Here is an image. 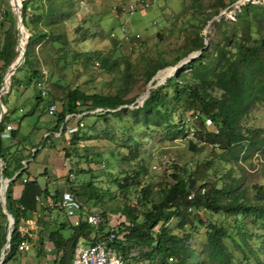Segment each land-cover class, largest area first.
Listing matches in <instances>:
<instances>
[{"label": "trees", "instance_id": "1", "mask_svg": "<svg viewBox=\"0 0 264 264\" xmlns=\"http://www.w3.org/2000/svg\"><path fill=\"white\" fill-rule=\"evenodd\" d=\"M234 1L236 0H229L228 3ZM19 2H21L23 24L30 33L22 65L30 70V75L24 84L28 87L33 79H40L42 76L32 60L34 47H40L43 44H50L53 47L54 44H59L58 50L61 51L65 50L70 43L67 34L60 31L59 26L72 16L71 0H19ZM228 3L224 0H216L210 5L209 12H206L207 8H204L201 14L205 16V23L218 15L220 9L226 8ZM9 13L10 9L4 11L6 16ZM212 24L217 33V40H210L206 47H204L205 35L201 33L200 28L197 34L189 39L184 53L177 56L173 63L163 56L144 61L142 75L147 84L158 71L175 65L191 52L201 49L197 57L182 64L171 77L166 79L164 84L151 89L141 105L134 108L127 107L134 102L136 97H125V91L128 90L127 87L131 81V75L125 71L122 75V85L114 94L87 93L79 87L68 88L60 99V107L54 114L55 124L51 130L57 131L67 114L84 113L81 119L88 116L97 117L91 125L85 126L83 123V126L78 128L71 139V144H76L79 132L87 133L95 130L98 119L107 121L109 117H129L133 124L141 129L134 134L131 132L134 127H118L121 133L120 140L123 141L122 146L127 148L123 156L127 162L136 158V152L141 146L139 138H144V134L163 132L164 135L174 139L188 136L191 127L194 128V135L200 142L212 144L224 150L221 153L222 159L229 156L237 161L246 156L244 154L247 147L264 155V133L256 135L254 129L244 125L251 110L258 104H264V4L248 1L235 11L234 19L221 16ZM0 26H2V21ZM14 28L15 20L11 18L0 38V70L2 71L0 84L8 66L10 63L12 65L19 55L15 50L18 40ZM158 35L160 36L159 33ZM51 47L46 46L45 48L51 51ZM78 57L89 60L91 56L88 53H74L71 59ZM97 58L106 70L112 71L116 66V61L110 62L107 57ZM22 66L18 67L13 74L7 94L17 82L15 74L23 68ZM169 70L160 72L156 81H162ZM154 81L148 88L152 87V84L156 82ZM52 84L59 85L58 79ZM34 97L38 101L43 100L40 94H34ZM55 100L54 97H50L46 99V102L50 103ZM1 102L6 107L4 97H1ZM122 105L126 107L117 109ZM98 108L101 110L91 112ZM9 113L6 109L0 122V158L4 163V178H11L16 170L18 173L9 182L5 191L6 207L14 217L15 224L10 245L5 250L6 254L1 264H7L19 251L16 225L20 217L27 216L29 209L32 208L35 202L34 195L42 193L43 197H46L48 193L47 189L39 190L35 180H32L24 184L19 199L12 197V186L21 177L25 168H21L22 165L18 163L11 170L4 156L1 135L5 125L10 121ZM195 115L197 117L193 121L196 126L195 124L188 125V119L190 120ZM205 118L211 120L217 132L211 131L205 125ZM102 132L107 133L105 129ZM47 137L48 135L45 139ZM195 146L196 144L189 141V147L194 148ZM65 155H69V152H65ZM173 167L175 171L171 174L172 182L167 183L161 189L157 199L152 198V189L147 185L140 189L138 202L141 210H138L137 205L123 207L121 212L124 219L116 227L118 238L111 244L116 247L124 259H128L135 248L138 250V258L148 261L149 264H170L167 261L168 257L175 259L174 264H199V255L190 245L192 233L188 229L195 228L197 225H205L203 252L208 262L232 264L233 254L225 240H229L246 253L247 239L252 236V232L246 230V223L251 221L257 228H264V187L258 186L251 199L245 191L239 189L237 180L222 187H217V183L213 181L199 184L198 182L204 179V175L211 168L209 161L192 172H188L186 168L177 164ZM77 172L84 171L77 170ZM143 172L144 168L139 167L138 170L127 172L120 180L115 179V181L122 190L128 191L133 184L140 183L139 179ZM201 188L205 189L204 193H201ZM68 189L73 191L83 204L90 201L95 204L101 200V190L92 180L82 182L78 186L70 185ZM28 190L34 194L31 206L26 207L22 198ZM191 193L194 195L189 198ZM58 194L56 191L55 197ZM21 205L25 207L21 209ZM200 211L222 214L227 218L232 217V222L230 225L211 220L207 222L199 214ZM101 214L105 216L104 211ZM174 217L178 218L177 227L183 230L182 233H173L168 226ZM105 220V224L101 225L95 234L94 228L84 220H81L78 225L68 227L66 223H60L57 228L50 230L48 240L55 252L52 264H72L74 247L79 238L93 243L99 238L108 236L109 232L104 231L103 228L107 224V219ZM7 226V215L0 205V249L6 242ZM106 226L108 228V224ZM186 227L189 228L186 229ZM66 228L69 230L67 233L62 231ZM236 234L241 237L243 243L236 240ZM39 242L43 244L42 241ZM244 258L249 257L246 255ZM257 264H261L258 258Z\"/></svg>", "mask_w": 264, "mask_h": 264}, {"label": "rangeland", "instance_id": "2", "mask_svg": "<svg viewBox=\"0 0 264 264\" xmlns=\"http://www.w3.org/2000/svg\"><path fill=\"white\" fill-rule=\"evenodd\" d=\"M215 1L155 0L146 8H141L133 13L120 14L118 11L120 4L129 5L135 1L71 0L70 11L72 16L59 26V30L64 31L70 40L68 47L61 51L58 50L59 44H54L53 47L50 44L34 47L32 60L36 69L42 74L40 79H36L38 80L36 82L43 83L47 96H43V100L38 101L32 95L33 93L40 94V86L37 83L33 85L32 82L30 83L32 84L31 87L30 85L25 87L24 84L30 75V70L28 67L22 66V63L20 66L23 68L15 76L20 79L23 88L15 89V85L18 83L17 80L9 94H7L9 91L6 92V88H3L4 94L1 97L13 102L14 106L20 104L24 114L35 109L36 105L42 106L44 101L50 99V97L56 99L54 102L57 103L59 109L60 99L68 88L79 87L87 93L114 94L122 85L123 73L128 71L131 75V81L127 87L128 90L125 91V97H136L135 100L139 97L142 100L146 97L148 87L151 85V82L145 83L142 75L143 63L146 59H156L163 56L170 63H173L177 56L184 53L189 39L196 35L200 28L202 34L207 33L209 42L210 40H217V33L213 24L206 27L205 16L201 14L205 10L204 8H207L206 12H209L210 5L214 4ZM224 1L228 3L229 0ZM248 1L264 4V0H236L233 3H228L226 8L220 9L219 13L225 18L234 19L235 11ZM10 3L12 6L15 4L19 6L20 2L19 0H0V9L4 11L10 9V15H4L2 20L0 38L3 30L8 26L9 19L13 18ZM14 9L16 8L14 7ZM122 25L125 26L130 36V43L122 39L123 32L120 29ZM14 31L17 38L16 28H14ZM26 36L27 33L24 32L22 37L26 39ZM46 46L51 47V51H47ZM130 47L132 48L130 49ZM74 53H88L91 57L89 60L81 57L72 60L71 56ZM97 53L99 55H96ZM21 56L22 54L19 53L15 61H21ZM62 56L64 57L58 60ZM100 56L107 57L110 62L116 61V66L112 71L101 66V62L97 58ZM173 66L170 65L160 70L153 79L156 81L160 72L170 69L167 72L168 76L173 70ZM43 70L45 74L42 73ZM0 73H2L1 70ZM5 73L4 86L7 85L6 78L9 69ZM56 79H58L59 85L52 84ZM11 82L12 78L9 87ZM24 90V95H22ZM138 105H140L139 102H133L127 107L134 108ZM16 114L21 116V113ZM46 119L48 118L38 122L37 114L29 112L28 115L20 118L21 132L24 133V130H31L35 126L41 129L42 125H46ZM96 119L95 116H88L83 117L81 121L85 126H88ZM187 122L190 126L195 124L191 119H188ZM244 125L254 129L256 135L264 133V104H258L251 110L245 119ZM120 126L123 128L134 127L135 129L131 130L134 134H137L141 129L133 124L131 118L126 116L121 118L109 117L107 121L98 119L95 130H90L87 133L79 132L77 143L71 144L70 148L65 146L63 139L56 138L55 142L58 148L57 145L55 148H57L56 152L58 153L53 151V153H56L53 158L55 166L60 167L63 171L71 167L75 172V175H77L75 184L92 180L101 190L102 196L99 202L94 204L90 201L85 204L89 206L90 210L104 211L105 216L103 217L107 219L108 227L110 224H118L124 219L121 211L125 205H137L138 210L142 209L138 202L141 187L149 185L152 189V198L157 199L161 189L167 183L172 182L171 174L175 171L173 167L175 164L186 168L188 172H192L209 161L211 168L204 175V179L198 182L199 184L213 181L217 183V187H222L237 180L239 189L245 191V194L251 199H253L258 186L264 187V155L261 152L253 151L247 147L244 154L246 156L239 158L237 161L229 156L222 159L221 153L224 150L214 147L212 144L200 142L195 135L190 136L188 133L186 137L172 139L164 135L163 132H149L144 134V138H139L141 146L136 152V158L127 162L123 159L127 148L122 146L123 141L120 140L121 133L118 128ZM211 126L207 127L212 129ZM103 129L106 130V134H103ZM44 141H41L39 145H35V148H40ZM189 141L196 144V146L194 148L189 147ZM40 151L41 149H39ZM67 151L72 157V162L66 167L61 163H63L62 157L67 156L65 155ZM48 158H50L48 155L34 157L33 151L29 156V159H32L33 162L44 165L48 164ZM139 167L144 168V172L139 179L140 183L133 184L128 191L122 190L115 179L120 180L125 173L138 170ZM77 170L84 172H77ZM49 187L53 188L52 184ZM199 214L207 222L211 220L216 223H224V225L226 223L230 225L232 222V217L227 218L222 214H212L205 211H200ZM177 222L178 218L174 217L168 223V226L173 233L179 234L183 230L177 227ZM106 225L103 227L104 231L108 229ZM51 226L49 224L44 229L42 236V248L45 253H47L46 243L48 246H52L48 243L47 238ZM188 228L186 227V229ZM246 228L247 232H252V236L247 239L246 253L242 252L229 240H225L227 247L233 254L232 264H257V258L261 264H264V228H257L251 221L246 223ZM188 230L192 233L190 245L199 255V264H211L203 252L206 226L197 225L195 228H189ZM235 238L239 243H243L238 234L235 235ZM241 245L243 246V244ZM137 254L138 250L134 248L129 258L124 259L125 264H143L145 260L138 258ZM246 255L249 258H244ZM34 262L35 264H52L45 254L36 256ZM7 264H10V262Z\"/></svg>", "mask_w": 264, "mask_h": 264}, {"label": "crops", "instance_id": "3", "mask_svg": "<svg viewBox=\"0 0 264 264\" xmlns=\"http://www.w3.org/2000/svg\"><path fill=\"white\" fill-rule=\"evenodd\" d=\"M16 79L18 80V83L17 85H15V89L19 90L23 88V84H21L20 79L18 78ZM36 81L38 80L36 79L32 80L33 85L34 83H37ZM31 85L32 84H30V87ZM24 92L25 90L22 91L23 93L22 95H24ZM32 95H34V93ZM6 101H7V106L5 107V109H8L10 112L9 113L10 121L8 123L13 124L16 128L13 131H11L9 138L7 137V133L5 132V129L2 132L1 137H2V144L4 146V156L6 160L9 162L11 170L18 163L22 165L21 168H25V171L23 172L21 177L18 178L14 182V185L12 186V197L14 199H19L22 195L24 184L27 181H32V180H35V183L38 186L39 190L47 189L48 191L47 195L51 192L55 193L56 191L60 193L61 191L69 188L70 185L71 186L80 185L82 182L75 184L77 175L73 181H69V178L66 177L67 172L69 170L73 171L71 167H69V169H67L66 171H63L60 167L55 166V163L53 161L54 155L58 153L56 152L58 145L55 142V139L59 137L54 136L53 133L55 131L51 130L52 126L55 124V116L48 114L47 108L49 104L53 103L54 101L50 103H47L46 101H44V104L42 106L36 105L37 107L35 109H32L31 111H29L32 114L34 113L37 114L38 122H40L41 120H44V118H48V119H46L45 121L46 125L45 126L42 125L41 129L35 126V127H32L31 130H28V129L24 130V133L21 132L20 118L28 115L29 112L27 111L24 114V110L21 108L20 104H18L17 106H14L13 102H10L8 99H6ZM15 109H18V110L16 111ZM16 113H21V116L20 114H16ZM49 117L51 120L49 119ZM47 133L49 134H48V137L45 139V137L47 136ZM60 138L61 140L63 139L62 137ZM43 140L45 141L40 146V148H35V145H39L41 141ZM56 145H57V148H55ZM39 149H41L40 152H39ZM32 151H33L34 157L41 156V155L42 156L48 155L50 157L48 158L50 160V161L48 160V164H47L48 166L44 164L36 163L35 161L33 162L32 159H29V156L31 155ZM42 151H45V152H42ZM53 151H55L56 153H53ZM64 159L65 158L62 157V161H64ZM63 166L61 167L66 168L69 165H67L66 167H63ZM17 173H18V170L14 172V175L12 177L15 178ZM23 178H27V181L24 183L22 181ZM84 182L86 181H83V183ZM51 184L53 188L49 187V185ZM33 194L34 193L32 191L28 190L25 196L22 198L23 203L26 207L31 206L33 202V199H32ZM36 197H41L43 201L46 200V197H43L42 193H36L34 195L35 202L32 205V208L29 209L27 216H21V217H26V218H33L38 223L37 229L32 231L29 237L30 248L28 250H21V251L19 250L17 254L9 261L10 264H30V263L35 264L34 260L36 256H41L43 254H45L47 258L49 257L51 262H53V259L55 257V252H54L53 247L48 246V244L46 243L45 247L47 249V253H45L44 249L42 248L43 244H40L39 242V241L43 242L42 236L44 233V229L48 227L49 224L52 225L51 230L57 228L60 225V223H66L67 227L69 225H73L72 221L66 217V215L64 214L62 210L58 208H51L46 205H40V203L36 200ZM24 205H21L20 208L22 207L21 209H23V207H25ZM82 205L86 209L90 210L88 205L83 204V203ZM62 231L67 233L69 230L66 228ZM94 234H95V231H94ZM48 243H50L49 240H48Z\"/></svg>", "mask_w": 264, "mask_h": 264}, {"label": "built area", "instance_id": "4", "mask_svg": "<svg viewBox=\"0 0 264 264\" xmlns=\"http://www.w3.org/2000/svg\"><path fill=\"white\" fill-rule=\"evenodd\" d=\"M135 2L132 4H120L118 11L120 14L124 13H133L141 8H146L150 6L155 0H134ZM4 18V10L0 9V22ZM123 32L122 39L126 42L130 43V36L128 35L126 28L124 25L120 27ZM132 46V45H131ZM132 47H130L131 49ZM45 74V71H42ZM37 85L40 86V95L46 97L47 92L42 82H37ZM4 88V87H3ZM101 109H96L91 112H96ZM58 111V107L56 103L49 104L47 108L48 114L54 115ZM84 113L78 114H67L65 116L64 122L59 126L58 130L53 134L57 137H62L65 141L66 147H71V139L73 135L77 132L78 128L83 126V121H81V116ZM197 115L193 116L191 120L196 118ZM205 125L213 127L211 131L217 132V128L212 124L211 120L205 118ZM16 127L7 123L5 125V132L7 133V137H10L11 131H13ZM194 128H189L190 136L194 135ZM49 133H47L48 135ZM72 162L71 155H67L63 161V165H70ZM67 177L69 181H73L76 177L75 172L68 171ZM23 183L27 181V178H23ZM205 189L201 188V193H204ZM193 193L189 195V198L193 197ZM36 200L40 203V205H46L51 208H58L64 212L67 218L72 221L73 225H78L81 220L86 221L89 225L94 228V231H98L99 227L105 224V218L102 216L101 212L93 211L86 209L83 207L82 203L78 200L73 191L68 188L61 191L57 197H55V193L51 192L47 195L46 200L43 201L41 197H36ZM22 208V207H21ZM191 209L189 208V211ZM119 224V223H118ZM118 224H110L108 227V236L103 238H99L97 241L91 243L87 240L80 238L75 247L72 257V264H125V260L123 256L118 252L116 247H114L111 243L115 239L118 238L116 234V227ZM38 227V223L33 218L20 217L17 225H16V233L19 238L18 250H28L30 248L29 237L31 232L36 230ZM99 236V234H98ZM168 263L174 264L175 259L173 257L167 258ZM143 264H149L148 261H144Z\"/></svg>", "mask_w": 264, "mask_h": 264}, {"label": "water", "instance_id": "5", "mask_svg": "<svg viewBox=\"0 0 264 264\" xmlns=\"http://www.w3.org/2000/svg\"><path fill=\"white\" fill-rule=\"evenodd\" d=\"M10 7H11V12L13 14V18L15 20V28H16V31H17V40H18V31H19V27L23 28V30L27 33V36H26V40H25V47L23 49V52H22V62L21 64L24 62V59H25V50H26V46H27V43H28V38L30 36V33L28 32L27 28L24 26L23 24V21H22V16H21V2L19 3V7H18V11H15L14 7L12 6V4L10 3ZM221 13H219L218 15L216 16H213L208 22H207V26L206 27H209L213 21L215 20H219V18L221 17ZM205 35V38H204V47H206L209 43L208 41V38H207V33L204 34ZM16 40V41H17ZM16 50V48H15ZM201 52V49L197 50V51H193L191 52L190 54H188L185 58L179 60L174 66V71L171 73V75L168 76L171 77L176 71L177 69L184 63L186 62H189L192 58H195L197 57ZM20 64V65H21ZM16 66L11 74H10V81H11V78L13 76V74L15 73L16 69L20 66ZM11 66V63L10 65L8 66L6 72L8 71V69L10 68ZM159 72V71H158ZM6 74V73H5ZM4 77L5 75L3 76L2 78V81H1V84H0V122L2 121L3 119V116L6 112V109H5V106L3 105V103L1 102V96L2 94H4V91L3 90V82H4ZM154 78V77H153ZM151 79L150 82H152L154 79ZM166 81L163 80V81H156L151 88H156L162 84H164ZM10 85V83H9ZM7 89H10V87L8 86V88L6 87V92H8L9 90ZM150 93V90L148 92V94L146 95L145 98H143L142 100L139 99V97L134 101V102H139L140 105L143 103V101L148 97ZM121 107H126V105H122L120 107H118L117 109L121 108ZM3 161L1 160L0 158V205H1V208H2V211L7 215V219H8V226H7V231H6V242L4 243V245L2 246V248L0 249V264L2 263L3 259H4V256L6 254L5 250L9 247L10 245V240H11V235H12V231H13V227H14V224H15V219L14 217L12 216V214L8 211L7 207H6V203H5V191H6V188H7V185H8V182H10L12 180V178L8 179V178H4L3 176ZM7 183L5 186H4V183Z\"/></svg>", "mask_w": 264, "mask_h": 264}, {"label": "bare ground", "instance_id": "6", "mask_svg": "<svg viewBox=\"0 0 264 264\" xmlns=\"http://www.w3.org/2000/svg\"><path fill=\"white\" fill-rule=\"evenodd\" d=\"M13 7L16 8L15 11H18V7H19V6H17V5L15 4V5H13ZM24 32H25V31L23 30V28L20 27V28H19V34H18V37H19L18 41L20 42V44L18 45V48H17V51H18V53H20V54H22L23 49H24V47H25V40H26V39H24V38L22 37V35L24 34ZM22 38H23V39H22ZM20 40H21V41H20ZM21 59H22V57H21ZM21 62H22V60L19 61V62L15 61V62H13V64L10 66V68H9V73H8L7 78H6V83H7L8 86H9V83H10V74H11L12 70H13L16 66L20 65ZM172 69L174 70V68H172ZM173 70L170 72L169 75H171V73L173 72ZM169 75H168V76H169ZM168 76L165 77L163 80L167 79ZM163 80H162V81H163ZM151 83H152V82H151ZM7 85H5L4 88H6V87L8 88ZM150 89H151V87L148 88V92H149ZM148 92H147V94H148ZM6 184H7V183L5 182V183H4V186H5Z\"/></svg>", "mask_w": 264, "mask_h": 264}]
</instances>
